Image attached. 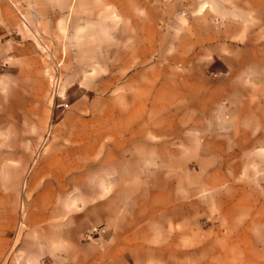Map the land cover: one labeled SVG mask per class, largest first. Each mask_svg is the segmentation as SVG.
<instances>
[{
    "label": "crops",
    "instance_id": "1",
    "mask_svg": "<svg viewBox=\"0 0 264 264\" xmlns=\"http://www.w3.org/2000/svg\"><path fill=\"white\" fill-rule=\"evenodd\" d=\"M106 34L107 58H100ZM39 38L65 68L64 83L83 82L87 72L95 88L108 66L110 104L97 112L108 117L77 121L53 159L60 167L31 171L23 192L18 179L5 184L0 169V264H213L211 235L195 212L180 217L184 203L154 198L133 211V187L157 193L166 184L178 193L180 172L147 164L133 172L132 145L140 144L146 163L203 154L217 161L229 149L235 157L227 159L242 161L249 144L259 154L264 72L255 67H264V0H0V84L44 72ZM229 62L252 66L234 76L237 94L252 98L251 121L227 119L233 107L214 99L213 82L233 80L222 67ZM149 64L215 65L224 73L157 75L153 85ZM237 137L240 146L223 145ZM94 226L97 234L85 238Z\"/></svg>",
    "mask_w": 264,
    "mask_h": 264
},
{
    "label": "rangeland",
    "instance_id": "2",
    "mask_svg": "<svg viewBox=\"0 0 264 264\" xmlns=\"http://www.w3.org/2000/svg\"><path fill=\"white\" fill-rule=\"evenodd\" d=\"M108 35L99 37V45L102 48L100 58H107ZM39 39L38 59L44 72L14 74L11 83L7 81L0 84V169L5 172V184H11L18 179L22 192L31 171L60 167L53 159L59 158L61 151L67 148L66 144L70 141V136H73L77 121L91 123L93 119L97 121V116L101 114L105 118L108 117V112H97L100 106L110 104L108 95L112 91L107 65L101 67L103 71L95 82V88L87 72L83 74V82L79 80L76 84L73 77L64 83L60 79V70L63 69L64 72L65 68L57 62L55 51L52 53L45 48L44 40ZM220 67L181 64L157 67L149 64V79L153 80V83L149 84H155L157 75L167 78L175 74H190L197 80L202 75L212 78L216 73H224V68ZM222 67H227L226 74L232 75L233 80L226 86L219 80L213 82L212 87L219 91V95L214 99L218 100L219 104L233 107L232 112H227V119L251 121L252 98L237 94L234 76L242 71L250 74L253 71L252 66L229 62L227 66ZM255 68V71L264 72V67ZM2 70L0 66V72ZM77 89L84 95H75ZM111 103H114L113 100ZM159 115L161 114H157L158 117ZM260 120H264V116H260ZM240 142L238 137L230 138L225 140L223 145L226 148L230 144L235 147L240 146ZM253 147L255 146L252 144L244 145L245 158L248 159L242 161L227 159L235 157L229 149L222 153L217 161L211 159L209 154H203L201 158L193 160L181 158L174 162L163 160L146 163L139 159L140 144H133V159L130 164L133 172L145 168L146 164L147 167L151 165L161 169L174 168L180 172L178 193L166 191L170 188L166 184L164 191L157 193H145L140 191V187H133V211H140L148 200L154 198L163 203L179 200L185 204L181 205L180 217H187L188 211L195 212L196 217H200V224L197 226L206 228L207 234L211 235L213 264H264V145L257 146L259 154L255 156L251 154ZM106 148L101 145L100 151H106ZM66 152L68 151H65V155ZM94 154L97 159L99 150ZM72 156L83 158V153L72 151ZM253 156L255 159H252ZM78 169L77 166L71 170ZM234 172L238 174L234 175ZM199 188L202 190L199 191ZM188 202L193 205L189 207ZM97 227L98 231L100 226ZM97 231L93 235L97 234ZM86 233L87 231L85 238L93 237L87 236Z\"/></svg>",
    "mask_w": 264,
    "mask_h": 264
},
{
    "label": "built area",
    "instance_id": "3",
    "mask_svg": "<svg viewBox=\"0 0 264 264\" xmlns=\"http://www.w3.org/2000/svg\"><path fill=\"white\" fill-rule=\"evenodd\" d=\"M98 227L94 226L91 230L87 231V236H93V234L97 231Z\"/></svg>",
    "mask_w": 264,
    "mask_h": 264
}]
</instances>
